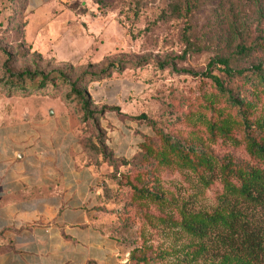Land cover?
I'll return each mask as SVG.
<instances>
[{"label":"rangeland","instance_id":"rangeland-1","mask_svg":"<svg viewBox=\"0 0 264 264\" xmlns=\"http://www.w3.org/2000/svg\"><path fill=\"white\" fill-rule=\"evenodd\" d=\"M2 1L0 148L9 137L21 134L26 135L28 149L33 136L61 128L76 131L83 164L101 177L99 210L107 231L121 247V264H135L131 261L134 254H147L148 264H188L191 240L159 220L167 214L176 217V209L165 208L163 214L158 207L136 201L126 178L137 169H150L142 165V146L149 139L156 140L159 131L183 140L205 141L218 156L248 160L241 148L206 140L200 112L213 89L205 80L179 71L203 73L212 60L233 56L240 43L263 47L250 57L234 60L238 67L263 60L264 0H208L186 33L184 21L171 19L169 14V19L162 17L176 0H141V4L137 0H63L41 4L35 11L29 4ZM233 5L244 21L236 35L228 26ZM6 56L17 73L58 71L71 81L80 79L96 116L85 120L62 84L11 89L2 82ZM36 144L42 146L40 140ZM10 145L15 146L12 141ZM152 172L156 180L150 187L155 182L179 205L206 212L219 206L223 192L219 183L206 187L177 164L155 166Z\"/></svg>","mask_w":264,"mask_h":264},{"label":"trees","instance_id":"trees-1","mask_svg":"<svg viewBox=\"0 0 264 264\" xmlns=\"http://www.w3.org/2000/svg\"><path fill=\"white\" fill-rule=\"evenodd\" d=\"M207 1L176 0L162 17L184 21L186 33L192 28V19ZM137 4H141V0H137ZM236 11L233 5L228 14L232 35L238 34L240 24L244 23ZM259 45L240 43L233 56L212 60L203 73L179 71L205 80L213 89L200 112L206 140L213 144L222 140L241 148L248 160L237 161L229 154L218 156L205 141L183 140L159 131L156 140L149 139L142 146V165H149L150 169L146 172L137 169L133 177L126 178L136 201L158 207L163 214L165 208L176 209V217L167 214L168 217L159 220L177 228L191 240L188 264H264V59L248 67H238L234 63V60L245 59L261 50L263 46ZM6 57L2 82L11 89H46L62 84L68 87V97L76 100L85 120L96 116L89 95L80 87V79L71 81L65 73L58 71L49 75L31 71L17 73L10 68L11 61ZM222 102L223 106H220ZM143 119L147 117L143 116ZM151 125L157 127L156 123ZM100 154L105 156V151L100 150ZM170 164L189 170L206 187L219 183L223 190L219 206L210 212L192 211L176 200L168 199L155 182L150 187L156 180L152 169ZM131 261L148 264L149 257L134 254Z\"/></svg>","mask_w":264,"mask_h":264},{"label":"crops","instance_id":"crops-1","mask_svg":"<svg viewBox=\"0 0 264 264\" xmlns=\"http://www.w3.org/2000/svg\"><path fill=\"white\" fill-rule=\"evenodd\" d=\"M62 1L2 4L35 11ZM33 137L28 149L25 134L0 148V264H121V247L99 210L101 177L83 164L76 131Z\"/></svg>","mask_w":264,"mask_h":264}]
</instances>
